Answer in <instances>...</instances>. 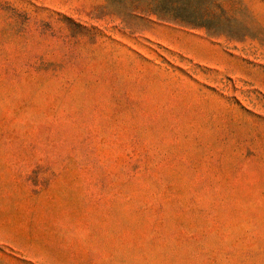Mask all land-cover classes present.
Returning <instances> with one entry per match:
<instances>
[{
  "label": "rangeland",
  "instance_id": "rangeland-1",
  "mask_svg": "<svg viewBox=\"0 0 264 264\" xmlns=\"http://www.w3.org/2000/svg\"><path fill=\"white\" fill-rule=\"evenodd\" d=\"M124 2L0 0V264H264V0Z\"/></svg>",
  "mask_w": 264,
  "mask_h": 264
},
{
  "label": "trees",
  "instance_id": "trees-1",
  "mask_svg": "<svg viewBox=\"0 0 264 264\" xmlns=\"http://www.w3.org/2000/svg\"><path fill=\"white\" fill-rule=\"evenodd\" d=\"M108 3L113 6H118L119 8L123 9V5L125 4V0H107ZM142 0H130L129 4L132 7V10L128 15L123 13H119L121 16H118L119 19H122L127 16H154L158 21L166 22V23H185L184 21H180L178 16H176L173 12H169L164 9H152L150 8L149 4L142 8L141 6ZM163 1V0H161ZM166 4V3H164Z\"/></svg>",
  "mask_w": 264,
  "mask_h": 264
}]
</instances>
